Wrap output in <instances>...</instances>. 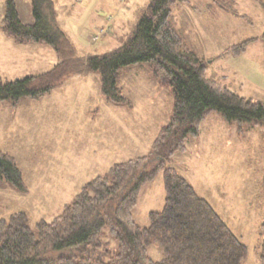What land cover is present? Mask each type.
Here are the masks:
<instances>
[{"label": "rangeland", "instance_id": "374dc122", "mask_svg": "<svg viewBox=\"0 0 264 264\" xmlns=\"http://www.w3.org/2000/svg\"><path fill=\"white\" fill-rule=\"evenodd\" d=\"M150 1L131 0L134 11L124 9L118 15L122 3L112 0V15L125 19L124 26L114 25V29L109 24L101 27L109 13L95 9L101 19L95 18L91 7L96 2L75 1L76 8L84 6L85 11L78 9L81 12L71 14L66 31L77 55L104 54L122 45L136 27L134 18L143 14ZM260 2L264 4V0ZM262 4L257 0H188L172 7L171 22L188 47L205 61L209 77L240 95L264 102ZM21 10L23 21L29 23L24 20L25 4ZM0 36L8 35L0 30ZM255 37L242 55L229 51L234 44ZM3 42L0 41L1 54ZM41 45L51 52L38 68L22 64L20 58L10 61L0 54V77L16 79L53 67L59 61L58 55L49 45ZM88 74L90 79H79L78 74L67 77L53 92L39 99L23 98L17 104L0 102V148L16 159L27 187V191H21L0 182V222L23 211L36 232L37 222H52L92 178L106 174L116 162L147 155L161 127L169 123L174 108L172 90L157 81L148 63L120 71L128 105L108 101L102 92L100 74ZM128 108H133L132 112L139 109V114H127L126 111L131 112ZM218 123L223 128L216 131L212 126ZM215 138L219 141L209 145ZM238 138L240 145L234 143L232 147L226 143L230 139L232 145ZM167 165L175 167L200 196L210 201L248 245L244 264H264L258 247L263 241L260 224L264 212V124H244L239 129L237 123H228L219 113L210 112L200 125L199 135L190 137L186 148L173 155ZM165 202L164 174L160 171L141 189L133 210L136 222L149 226V213L161 211ZM103 235L109 249L117 247V240L107 228ZM61 253L54 251L49 255ZM148 254L153 260L164 257L157 244L148 247Z\"/></svg>", "mask_w": 264, "mask_h": 264}, {"label": "trees", "instance_id": "16d2710c", "mask_svg": "<svg viewBox=\"0 0 264 264\" xmlns=\"http://www.w3.org/2000/svg\"><path fill=\"white\" fill-rule=\"evenodd\" d=\"M187 1L151 0L122 45L86 57L77 55L60 26L54 0H31L32 23L23 21L16 0L4 1L0 30L18 44L49 45L59 61L40 73L16 79L0 77V102L39 99L71 75L98 72L106 99L128 105L120 71L148 63L157 81L171 88L174 108L147 155L116 162L106 174L92 178L52 222H37L35 232L26 212L2 220L0 264H244L247 260L248 245L210 201L175 167L167 165L173 155L186 148L190 137L199 135L210 112L237 123L239 129L244 124H264V102L240 95L209 77L205 61L188 47L171 22L172 7ZM260 38L264 42V32ZM255 39L234 44L229 51L240 56ZM160 171L164 174L165 206L151 211L150 225L142 227L133 210L142 187ZM0 182L27 191L16 159L1 148ZM262 184L264 187V177ZM106 228L117 240L113 250L103 242ZM260 229L263 241L258 247L264 261V212ZM151 244L163 250L162 259L149 256ZM54 251L62 253L49 255Z\"/></svg>", "mask_w": 264, "mask_h": 264}, {"label": "crops", "instance_id": "0c3cea01", "mask_svg": "<svg viewBox=\"0 0 264 264\" xmlns=\"http://www.w3.org/2000/svg\"><path fill=\"white\" fill-rule=\"evenodd\" d=\"M4 1L5 0H0V16L3 13ZM16 1L18 3V7H19V10H20L21 14H22L21 5L25 4L26 10H27V17H26V19L24 18V20L26 22L32 23L34 21V18H33V15H32L31 0H16ZM132 1L135 2V0H132ZM91 2H96V5L91 7L92 8L91 11H92L93 15L95 16V18L101 19V15L99 14V12H101V11L109 13V17L107 18V20H106V18H104V22L105 23H103L101 25V27H104L107 24H109L110 28L113 27V29H114V25H115V27L124 26L125 25V19H122V18L118 19V18H120V17H118V15L121 12H123L124 9H125V12H126V10L127 11L131 10L132 12L134 11V6H133V3L131 2V0H124V1L118 0V4L120 5L122 3V5L119 8L120 11H119L117 16L116 15H112V13H111L112 12V6H110V5L112 4V0H89V3H91ZM54 3H55L56 10H57L58 22H59L60 26L62 27V29H64V31L68 34V32H67L68 30L66 29V25L69 26L68 25V20L72 17L71 14L73 12H76V10H77V12H81V11L83 12V11H85V9H84L85 7L84 6H78L76 8L75 5H77V4H75L76 3L75 0L73 2H71L72 5H70L71 4L70 2L67 3L66 0H54ZM99 4H101V5H99ZM78 9H80L81 11L78 10ZM95 9L99 10V12L95 13ZM110 17H111V19L108 20ZM139 18H136V19L134 18V23L136 22V24H137V21H138L137 19H139ZM67 28L69 29V27H67ZM68 36L70 37L69 34H68ZM70 39H71V37H70ZM3 40L5 41L2 44V47H3L2 50L4 51V53H2V54L0 53L2 55V57H6L10 61L20 58L21 60H23L21 62L22 64L23 63H27L29 65H34L36 68H38V66L44 64L47 61L45 59V57H48V54H50V52H51L50 48H48L45 45L32 43V44H24L25 47L18 48L19 46L17 45V43L12 38H9L8 36L7 37L6 36H0V41H3ZM71 41L73 42L72 39H71ZM73 44H74V42H73ZM23 51H24V53H20V52H23ZM89 55H87V56H89ZM92 55H94V54H92ZM78 75H79L78 76L79 79L88 78V77L90 79V74H88V73H86V74H78ZM83 75H86V76H83ZM71 77H73V75L69 76L67 79H70ZM157 96H158V98H161L160 94H157ZM128 110H130L131 112H127L126 111L127 114H130V113H135V115L139 114V109L136 112H132L133 108H128ZM135 120L137 121V119H135ZM139 125L140 124H138V122H137V124H135L136 127H138ZM212 127L216 131L222 130V128H223L221 123H218V124H216L215 126H212ZM218 141H219L218 138H215V140L212 139V140H210L209 145L210 144L213 145L212 144L213 142H218ZM226 143L233 147V146H235V144L236 145H240L241 144V140H240V138H238V140H235V142L233 141V143L231 145L230 144V139H229V140L226 141ZM207 145H208V143H207ZM109 153H111V152H109ZM120 162H122V161H120ZM255 198H258V197L256 196ZM215 209H216V207H215ZM219 214L223 217V215L220 212H219ZM224 220L229 224V222L225 218H224ZM229 226H230V224H229Z\"/></svg>", "mask_w": 264, "mask_h": 264}, {"label": "built area", "instance_id": "2783aa9c", "mask_svg": "<svg viewBox=\"0 0 264 264\" xmlns=\"http://www.w3.org/2000/svg\"><path fill=\"white\" fill-rule=\"evenodd\" d=\"M75 1H80V0H75ZM94 39L97 40L98 39V36H95Z\"/></svg>", "mask_w": 264, "mask_h": 264}]
</instances>
